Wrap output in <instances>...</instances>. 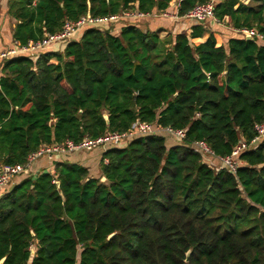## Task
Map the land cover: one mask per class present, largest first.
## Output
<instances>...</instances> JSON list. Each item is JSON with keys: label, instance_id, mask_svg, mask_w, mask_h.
<instances>
[{"label": "trees", "instance_id": "16d2710c", "mask_svg": "<svg viewBox=\"0 0 264 264\" xmlns=\"http://www.w3.org/2000/svg\"><path fill=\"white\" fill-rule=\"evenodd\" d=\"M172 1L9 0L6 15L16 22L13 40L26 45L65 21L128 11L151 18ZM210 1L180 0L178 18ZM213 15L264 35V0H214ZM191 21L189 34L166 38L138 20L88 26L58 51L0 64L1 164H23L44 145L127 132L136 121L186 131L170 146L153 135L109 147L99 176L57 157L54 174L17 177L0 193L2 264H264V137L240 154L236 176L190 147L205 141L225 157L255 136L264 45L237 33L226 44L212 32L203 41L211 20Z\"/></svg>", "mask_w": 264, "mask_h": 264}, {"label": "built area", "instance_id": "2783aa9c", "mask_svg": "<svg viewBox=\"0 0 264 264\" xmlns=\"http://www.w3.org/2000/svg\"><path fill=\"white\" fill-rule=\"evenodd\" d=\"M213 7L214 0L207 2L206 4L196 5L184 16V18L201 22L212 20L219 24L214 18ZM162 16L166 17L167 14L163 12ZM149 17L150 14L128 11L123 12L120 15H111L108 17H91L87 15L79 18L77 21H65L62 28L56 33L45 34L40 40L29 41L26 45L15 43L11 48L0 50V64L19 55H29L33 57L52 44H63L71 41L78 32L88 26L103 28L110 24L146 19ZM173 17L178 18L177 12ZM235 32L244 38L250 37L253 41L255 40L264 45V35L258 33L255 29H236ZM196 117H199V114H196ZM254 132L255 136L251 141H239V143L234 146L231 153L225 157L216 156L205 141H195L190 144V147L197 151L202 159L212 168H223L228 173L236 176L237 170L243 165V162L239 159L240 154L249 148L254 147L261 138L264 137V121L254 126ZM153 135L162 137L166 136L176 143H184L186 140L185 130H176L171 127H162L156 124L136 121L127 132H110L95 139L85 138L77 143L67 140L63 143L44 145L34 153L30 154L27 157L26 162L23 164L9 165L0 163V191L6 189L10 184H14V180L17 177L30 173L32 165L38 160L43 159L52 164L57 157H63L79 152H93L95 150L104 152L109 147L122 145L135 138ZM104 162L107 163V160H104ZM48 172L54 174V171Z\"/></svg>", "mask_w": 264, "mask_h": 264}, {"label": "crops", "instance_id": "0c3cea01", "mask_svg": "<svg viewBox=\"0 0 264 264\" xmlns=\"http://www.w3.org/2000/svg\"><path fill=\"white\" fill-rule=\"evenodd\" d=\"M9 0H0V50H5L8 48H11L16 42L13 40V32L16 26L15 20L11 19L9 16L6 15L7 13V4ZM242 3L245 5L249 4V0H240ZM180 0H173L172 4L168 8L167 11L164 13L167 14L166 17L162 16V13H158L156 11L153 12V15L151 16L150 19H140L141 21L138 20L139 27L142 29V31H147V30H155L157 28H164L165 31L161 34V38H166L167 36H174L179 33H190V28L194 24L193 21L188 20V19H179V18H174L173 16L177 12V8L179 5ZM144 21V23H142ZM150 22H149V21ZM127 23V22H125ZM140 23L144 24L145 26H141ZM205 28L207 29L208 33L204 34L202 37V40L204 41L208 35L209 32L212 33H217L221 39V41L226 44L227 40L230 38H235L237 35L235 34V30L229 25V24H221V23H216L214 21H208L205 23ZM119 28V27H117ZM61 44H52L48 48L45 49V51H58L61 46ZM165 141L168 146L173 145L174 141L170 140L167 142L166 138ZM102 151L100 150H95L93 152H90L88 154L85 153H79L77 155L72 154L68 155V157H61L58 158L57 160L62 161L64 159H68L70 161H74L80 165H84L86 167H89L91 170V174L94 176H99V169H98V164L99 160L101 157ZM43 170L48 171H54V164H50L46 160H38L32 165L31 172L33 174H36L38 172H41ZM35 175V176H36ZM0 191V193H2Z\"/></svg>", "mask_w": 264, "mask_h": 264}, {"label": "rangeland", "instance_id": "374dc122", "mask_svg": "<svg viewBox=\"0 0 264 264\" xmlns=\"http://www.w3.org/2000/svg\"><path fill=\"white\" fill-rule=\"evenodd\" d=\"M244 1V0H243ZM145 22L146 21H143L142 23H144L145 24ZM142 23H140V25L141 26H145L144 24H142ZM115 25H117V24H114V25H111V26H115ZM165 138H166V140H167V142L169 141V138H167L166 136H165ZM79 153H85V154H88V153H90V152H79ZM79 153H74L75 155H77V154H79ZM69 155H72V154H69ZM66 156H68V155H66Z\"/></svg>", "mask_w": 264, "mask_h": 264}, {"label": "water", "instance_id": "95a60500", "mask_svg": "<svg viewBox=\"0 0 264 264\" xmlns=\"http://www.w3.org/2000/svg\"><path fill=\"white\" fill-rule=\"evenodd\" d=\"M245 39L248 41H253V39L250 37H246ZM102 181H104V179H102ZM187 257H188V255H187ZM186 261H187V259H186ZM2 263H3V260L0 261V264H2Z\"/></svg>", "mask_w": 264, "mask_h": 264}]
</instances>
